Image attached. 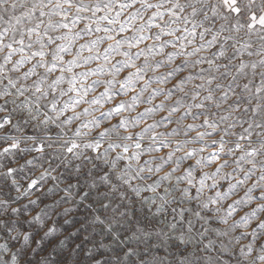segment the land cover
Wrapping results in <instances>:
<instances>
[{"label":"clouds","instance_id":"1","mask_svg":"<svg viewBox=\"0 0 264 264\" xmlns=\"http://www.w3.org/2000/svg\"><path fill=\"white\" fill-rule=\"evenodd\" d=\"M29 3L0 38V264H264V0H115L110 33L104 0Z\"/></svg>","mask_w":264,"mask_h":264},{"label":"snow or ice","instance_id":"2","mask_svg":"<svg viewBox=\"0 0 264 264\" xmlns=\"http://www.w3.org/2000/svg\"><path fill=\"white\" fill-rule=\"evenodd\" d=\"M236 0H223V4L225 8L231 7V5L235 4ZM115 0H104L103 4H99L95 8L96 13H104L101 15H96L92 18L91 23L89 24V31L95 33H110L113 31H117L112 26L115 24L120 23L121 27L118 29L119 32L128 31L131 25H126L124 22L120 21L121 13L120 11L116 10L115 7ZM127 4L121 3L119 4V8L127 7ZM105 9L107 11H105ZM238 11V9H236ZM35 14V9L32 4L29 3V0H12L10 8H6L5 12L0 13V38H2L5 34H7L10 30L13 35H16L21 29L24 31H30L26 25H28ZM94 25V27H93ZM65 28H68L69 25L67 23L64 24ZM113 36H103L100 43H103V40L106 39H113ZM95 43V42H93ZM89 50H91V46H89ZM107 51L105 50V58H107ZM96 59H100L99 56ZM97 72L100 75L105 74L104 69H98ZM53 109L56 107L55 105L52 106ZM9 123V121L0 122V128L5 127V125ZM45 145L43 143L39 144L38 146H34L32 151H43ZM77 147V145L73 144L68 147L67 151L69 153L72 152L73 148ZM99 148V146H97ZM127 151V149H125ZM5 151L7 152L8 149L6 148ZM27 151V149H25ZM32 162L29 161V164ZM48 177H45L47 179ZM17 179V170L13 167H8L6 169V173L4 176L0 177V194L7 193L5 196V201L3 203V207L7 209L10 204L18 203L23 199L20 196H12V193L19 192L21 190V185L15 183ZM52 179H55L54 177ZM39 184V181L32 180L31 184L28 185V188L34 189ZM20 209H14V212H19ZM219 223H227L226 220L220 221ZM129 255L131 256V250L129 249ZM183 258V253L181 254ZM143 256L146 257L147 253H143ZM143 258V257H142ZM149 264H154V261H151L149 258ZM188 264H199V261L196 259V254L192 253L191 258L189 259Z\"/></svg>","mask_w":264,"mask_h":264}]
</instances>
